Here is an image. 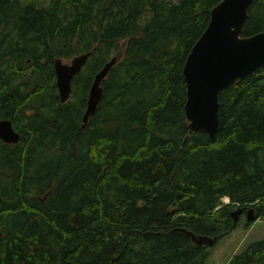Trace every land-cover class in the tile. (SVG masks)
<instances>
[{
    "label": "trees",
    "instance_id": "16d2710c",
    "mask_svg": "<svg viewBox=\"0 0 264 264\" xmlns=\"http://www.w3.org/2000/svg\"><path fill=\"white\" fill-rule=\"evenodd\" d=\"M219 1L0 0V119L21 133L0 137V264H205L179 228L220 238L236 208L264 216V64L220 90L213 138L185 114L183 66ZM260 30L255 0L243 34ZM87 51L63 102L54 60ZM226 264H264V238Z\"/></svg>",
    "mask_w": 264,
    "mask_h": 264
},
{
    "label": "water",
    "instance_id": "95a60500",
    "mask_svg": "<svg viewBox=\"0 0 264 264\" xmlns=\"http://www.w3.org/2000/svg\"><path fill=\"white\" fill-rule=\"evenodd\" d=\"M255 0H220L211 9V17L205 30L193 44L184 66L183 74L187 86L185 114L190 132L204 131L213 138L219 128V92L264 64V30L244 35L243 29L249 17V7ZM92 51L74 55L70 61L56 57L54 67L56 84L62 101L68 100L72 92V79L79 73ZM121 57L113 55L96 72L91 84L83 125L97 111L103 96L102 81L112 66ZM0 137L5 142H18L21 133L12 119H0ZM245 207H238L231 214L238 219ZM248 219L255 220L253 207L247 210ZM197 244H214L217 236L197 234L182 227ZM1 233V229H0Z\"/></svg>",
    "mask_w": 264,
    "mask_h": 264
},
{
    "label": "rangeland",
    "instance_id": "374dc122",
    "mask_svg": "<svg viewBox=\"0 0 264 264\" xmlns=\"http://www.w3.org/2000/svg\"><path fill=\"white\" fill-rule=\"evenodd\" d=\"M46 0H40L44 3ZM126 44V39L120 40V47L118 52L121 53ZM72 56L63 57L64 60L70 61ZM223 203H228L229 199L226 197L222 199ZM245 213H242L239 220L241 223L232 229L227 234L218 238L217 241L209 245L210 255L205 264H226L231 258L232 254L241 251L250 241L264 238V216H260L257 220L253 221L250 226L244 222L246 219Z\"/></svg>",
    "mask_w": 264,
    "mask_h": 264
},
{
    "label": "bare ground",
    "instance_id": "6f19581e",
    "mask_svg": "<svg viewBox=\"0 0 264 264\" xmlns=\"http://www.w3.org/2000/svg\"><path fill=\"white\" fill-rule=\"evenodd\" d=\"M91 53H92V52H91ZM90 55H91V54H90ZM89 57H90V56H89ZM89 57H88V59H89ZM88 59H87V61H88ZM87 61H86V62H87ZM85 64H86V63H85ZM85 64H84V65H85ZM84 65H83V67H84ZM83 67H82V68H83ZM259 67H260V66H259ZM54 68H55V67H54ZM256 69H257V68H256ZM81 70H82V69H81ZM55 72H56V71H55ZM228 85H229V84H228ZM225 87H226V86H225ZM223 88H224V87H223ZM68 99H69V98H68ZM61 101H62V100H61ZM66 101H67V100H66ZM63 102H65V101H63ZM227 198H228V197H227ZM228 199H229V198H228ZM229 202H230V199H229ZM229 202H228V203H229ZM247 210H248V209L244 208L243 211L239 214L237 220L235 219V216L231 214V215L233 216L235 222H238V220H239L241 214L244 213V211H246V213H245V218H246L249 222H253L252 220H249V219H248ZM255 220H257V217H255ZM255 220H254V221H255ZM178 230H181V228H179ZM181 231H183V230H181ZM217 239H218V238H217ZM217 239H216V241H217ZM216 241H215V242H216ZM196 244H197V243H196ZM198 245H200V244H198ZM209 245H210V244H209Z\"/></svg>",
    "mask_w": 264,
    "mask_h": 264
}]
</instances>
